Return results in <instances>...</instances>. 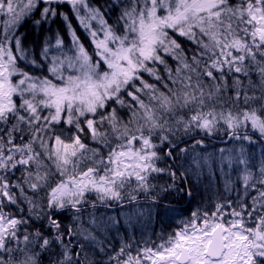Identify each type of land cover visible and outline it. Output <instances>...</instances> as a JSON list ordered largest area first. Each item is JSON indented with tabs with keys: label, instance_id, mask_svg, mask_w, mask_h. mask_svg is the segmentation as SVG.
<instances>
[{
	"label": "snow or ice",
	"instance_id": "6c2138e0",
	"mask_svg": "<svg viewBox=\"0 0 264 264\" xmlns=\"http://www.w3.org/2000/svg\"><path fill=\"white\" fill-rule=\"evenodd\" d=\"M0 264H264V0H0Z\"/></svg>",
	"mask_w": 264,
	"mask_h": 264
},
{
	"label": "trees",
	"instance_id": "16d2710c",
	"mask_svg": "<svg viewBox=\"0 0 264 264\" xmlns=\"http://www.w3.org/2000/svg\"><path fill=\"white\" fill-rule=\"evenodd\" d=\"M177 207H182V205H177Z\"/></svg>",
	"mask_w": 264,
	"mask_h": 264
},
{
	"label": "rangeland",
	"instance_id": "374dc122",
	"mask_svg": "<svg viewBox=\"0 0 264 264\" xmlns=\"http://www.w3.org/2000/svg\"><path fill=\"white\" fill-rule=\"evenodd\" d=\"M183 207V206H182Z\"/></svg>",
	"mask_w": 264,
	"mask_h": 264
}]
</instances>
